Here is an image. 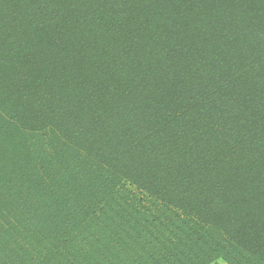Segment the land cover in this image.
I'll use <instances>...</instances> for the list:
<instances>
[{
    "label": "trees",
    "instance_id": "16d2710c",
    "mask_svg": "<svg viewBox=\"0 0 264 264\" xmlns=\"http://www.w3.org/2000/svg\"><path fill=\"white\" fill-rule=\"evenodd\" d=\"M217 260L264 264V0H0V264Z\"/></svg>",
    "mask_w": 264,
    "mask_h": 264
},
{
    "label": "rangeland",
    "instance_id": "374dc122",
    "mask_svg": "<svg viewBox=\"0 0 264 264\" xmlns=\"http://www.w3.org/2000/svg\"><path fill=\"white\" fill-rule=\"evenodd\" d=\"M124 191H127L128 193H131V194H136L139 198H142L143 197V195H141L140 193H138L137 191H136V189L133 187V186H131V185H129L128 183H126L125 184V186H124ZM146 205H149V201L147 200V201H145L144 202ZM212 264H226L224 261H222V260H217V261H215V262H213Z\"/></svg>",
    "mask_w": 264,
    "mask_h": 264
}]
</instances>
